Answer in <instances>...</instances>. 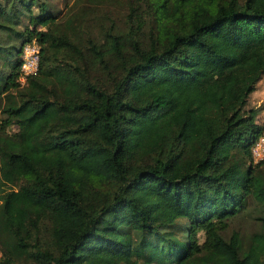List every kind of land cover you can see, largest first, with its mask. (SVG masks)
<instances>
[{
    "label": "trees",
    "instance_id": "obj_1",
    "mask_svg": "<svg viewBox=\"0 0 264 264\" xmlns=\"http://www.w3.org/2000/svg\"><path fill=\"white\" fill-rule=\"evenodd\" d=\"M64 8L0 0V264H264V0Z\"/></svg>",
    "mask_w": 264,
    "mask_h": 264
},
{
    "label": "rangeland",
    "instance_id": "obj_2",
    "mask_svg": "<svg viewBox=\"0 0 264 264\" xmlns=\"http://www.w3.org/2000/svg\"><path fill=\"white\" fill-rule=\"evenodd\" d=\"M46 2L48 3V5L50 7V13L56 14L58 19H59L65 11L64 0H46ZM242 3H243V0H235L236 8L241 7ZM109 11L112 14V16L115 18V20L117 21L118 26H121L120 18L123 17L121 14L122 12L119 10H114V9H110ZM26 22L27 21L24 18H20V20L18 21L17 27L23 28V27L27 26ZM13 131H15L14 126H12L9 129V132H13ZM260 140L261 139L257 140L258 144H259ZM256 143L252 146V149L256 147L255 146ZM251 209H252V207L250 205L245 212H241L234 219H232L228 223V227L226 229V234H229L230 231L234 230V231H237L242 237H246L250 233L256 231L258 229V223L254 219V213L251 212ZM197 239L199 242L203 241L202 232L197 233Z\"/></svg>",
    "mask_w": 264,
    "mask_h": 264
},
{
    "label": "built area",
    "instance_id": "obj_3",
    "mask_svg": "<svg viewBox=\"0 0 264 264\" xmlns=\"http://www.w3.org/2000/svg\"><path fill=\"white\" fill-rule=\"evenodd\" d=\"M39 48L35 43H26L22 46L20 53V75L19 82L23 83L28 75H32L37 70ZM260 142L256 143V147L252 150L253 163L264 160V140L260 138ZM261 143V144H260Z\"/></svg>",
    "mask_w": 264,
    "mask_h": 264
},
{
    "label": "crops",
    "instance_id": "obj_4",
    "mask_svg": "<svg viewBox=\"0 0 264 264\" xmlns=\"http://www.w3.org/2000/svg\"><path fill=\"white\" fill-rule=\"evenodd\" d=\"M249 107L261 106V110L257 115L258 121L264 120V75L255 84L254 90L248 97Z\"/></svg>",
    "mask_w": 264,
    "mask_h": 264
}]
</instances>
